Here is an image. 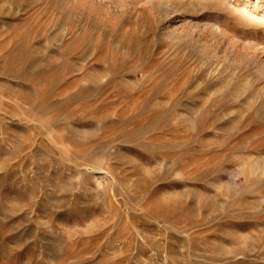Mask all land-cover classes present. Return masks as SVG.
Returning a JSON list of instances; mask_svg holds the SVG:
<instances>
[{"label":"rangeland","instance_id":"374dc122","mask_svg":"<svg viewBox=\"0 0 264 264\" xmlns=\"http://www.w3.org/2000/svg\"><path fill=\"white\" fill-rule=\"evenodd\" d=\"M0 264H264V0H0Z\"/></svg>","mask_w":264,"mask_h":264}]
</instances>
